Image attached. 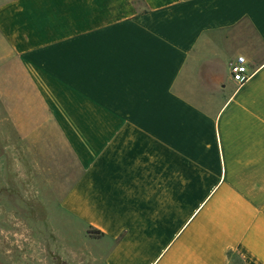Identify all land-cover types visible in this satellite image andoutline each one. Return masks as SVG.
<instances>
[{
  "label": "crops",
  "instance_id": "0c3cea01",
  "mask_svg": "<svg viewBox=\"0 0 264 264\" xmlns=\"http://www.w3.org/2000/svg\"><path fill=\"white\" fill-rule=\"evenodd\" d=\"M0 104L68 264H264V0H0Z\"/></svg>",
  "mask_w": 264,
  "mask_h": 264
},
{
  "label": "rangeland",
  "instance_id": "374dc122",
  "mask_svg": "<svg viewBox=\"0 0 264 264\" xmlns=\"http://www.w3.org/2000/svg\"><path fill=\"white\" fill-rule=\"evenodd\" d=\"M223 74L229 78V68ZM17 139L0 126V264H68L65 256L96 249L80 220L59 212L47 183H17L15 157L4 150V143ZM4 156L14 163L11 168L4 167Z\"/></svg>",
  "mask_w": 264,
  "mask_h": 264
},
{
  "label": "built area",
  "instance_id": "2783aa9c",
  "mask_svg": "<svg viewBox=\"0 0 264 264\" xmlns=\"http://www.w3.org/2000/svg\"><path fill=\"white\" fill-rule=\"evenodd\" d=\"M253 73L248 58L244 53H238L230 64V74L238 86Z\"/></svg>",
  "mask_w": 264,
  "mask_h": 264
},
{
  "label": "trees",
  "instance_id": "16d2710c",
  "mask_svg": "<svg viewBox=\"0 0 264 264\" xmlns=\"http://www.w3.org/2000/svg\"><path fill=\"white\" fill-rule=\"evenodd\" d=\"M87 231L91 236H94V237H99V236L103 235V233H104L102 230H100L99 228H97L93 225H89L87 228Z\"/></svg>",
  "mask_w": 264,
  "mask_h": 264
}]
</instances>
